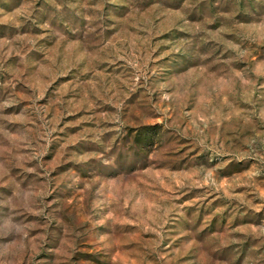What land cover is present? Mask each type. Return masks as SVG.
<instances>
[{"label":"rangeland","instance_id":"obj_1","mask_svg":"<svg viewBox=\"0 0 264 264\" xmlns=\"http://www.w3.org/2000/svg\"><path fill=\"white\" fill-rule=\"evenodd\" d=\"M0 264H264V0H0Z\"/></svg>","mask_w":264,"mask_h":264}]
</instances>
